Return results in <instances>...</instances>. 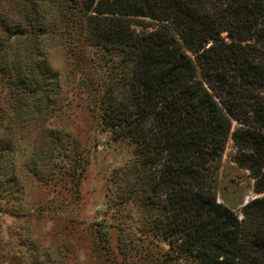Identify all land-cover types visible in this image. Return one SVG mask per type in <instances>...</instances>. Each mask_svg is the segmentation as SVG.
<instances>
[{"label": "trees", "instance_id": "1", "mask_svg": "<svg viewBox=\"0 0 264 264\" xmlns=\"http://www.w3.org/2000/svg\"><path fill=\"white\" fill-rule=\"evenodd\" d=\"M66 1L0 0V84L10 112L0 116V126L8 123L0 173L12 193L24 190L2 155L32 123L35 151L58 154L32 173L80 193L89 155L71 134L44 126L62 91L48 41L78 25L116 76L96 106L105 129L134 147L129 191L147 235L169 247L135 264H264V197L244 206L240 220L215 187L231 138L234 162L264 194V0H81L75 15ZM146 19L152 30L138 32L133 21ZM107 235L97 230L94 243L112 255Z\"/></svg>", "mask_w": 264, "mask_h": 264}, {"label": "rangeland", "instance_id": "2", "mask_svg": "<svg viewBox=\"0 0 264 264\" xmlns=\"http://www.w3.org/2000/svg\"><path fill=\"white\" fill-rule=\"evenodd\" d=\"M80 1L67 0L63 6L66 13L77 14ZM19 19L16 16L15 20ZM149 22L134 20L133 24L143 33L152 30L147 29ZM69 28L48 41L49 61L61 76L62 91L57 114L44 126L71 134L89 155V165L79 195L64 186L38 181L31 171L33 165L53 166L58 154L47 147L41 155L35 151L36 123L23 130L16 150L2 155L3 166H16L24 192L12 193L5 173H0V264H31L34 260L44 264H135L147 251L169 249L147 235L150 224L145 228L141 210L129 191L125 176L133 164L134 147L105 129L96 106L99 93L116 77L108 67L111 64L86 43L84 30L78 25ZM8 101L0 84L1 117L10 113ZM7 126V121L0 126L4 139L8 138ZM236 154L230 138L215 187L218 202L243 220L244 206L264 194L255 193V180L250 171L234 162ZM97 230L108 234L112 255L96 248Z\"/></svg>", "mask_w": 264, "mask_h": 264}]
</instances>
